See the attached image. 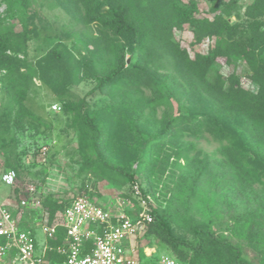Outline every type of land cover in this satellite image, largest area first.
<instances>
[{
  "label": "trees",
  "instance_id": "1",
  "mask_svg": "<svg viewBox=\"0 0 264 264\" xmlns=\"http://www.w3.org/2000/svg\"><path fill=\"white\" fill-rule=\"evenodd\" d=\"M9 1L16 8L28 2ZM51 6L62 8L83 28L65 32L69 42L60 39L34 61L19 54L26 52L36 28L25 23L0 26V70L6 71L20 118L36 117L24 100L39 79L70 115L85 166L121 187L142 185L136 176L138 165L153 166L152 157L182 134L210 136L223 144L227 162L244 179L264 183V0L247 5L244 23L239 0L212 7V18L200 14L196 0H51ZM233 16L238 21L232 22ZM186 28L193 33V46L213 41L207 52L192 56L182 46L175 32ZM220 60L233 67L227 75ZM238 60L247 64L256 91L242 85ZM85 80L95 84L91 93L100 91L111 101L92 108L85 98L69 100L72 86ZM192 149L194 145L179 147L166 157L186 158L193 184L198 185L209 173V156L204 153L201 158L198 150L190 158ZM15 192L19 194L17 188ZM43 202L50 221L66 204L53 196ZM151 212L149 231H159L173 246L193 247L176 234L165 214L155 208ZM193 233L198 239L195 248H204L209 238L231 249L233 262L250 264L238 245L208 225L195 226Z\"/></svg>",
  "mask_w": 264,
  "mask_h": 264
},
{
  "label": "rangeland",
  "instance_id": "2",
  "mask_svg": "<svg viewBox=\"0 0 264 264\" xmlns=\"http://www.w3.org/2000/svg\"><path fill=\"white\" fill-rule=\"evenodd\" d=\"M189 1V0H185ZM200 14L213 17L212 7H222L228 0H196ZM253 0H239L242 19L243 11ZM10 1L0 0V26L24 23L36 28L30 35L25 53L21 58L34 61L45 54L60 39H66L65 32L81 30L69 15L59 7H52L51 0H28L24 7H10ZM232 22L238 21L233 16ZM176 38L194 56L196 51L207 52L213 44L210 39L192 45L193 33L189 28L176 30ZM242 85L256 91L257 86L249 78V69L243 60L236 62ZM219 67L227 75L233 67L220 60ZM95 84L89 80L72 86L71 101L82 98L92 108L109 103L110 97L100 91L91 90ZM149 94V91H147ZM25 105L36 117H19L18 103L13 100L6 71L0 70V177L7 169H16L14 186H5L0 179V202H17L19 196L33 184L39 196L57 198L65 204L91 184L94 196L101 205L124 207L131 210L137 199L132 185L119 186L90 167L85 166V153L79 146L78 132L70 126V115L63 109L55 111L54 104L63 105L60 98L39 79H35L26 94ZM159 110V115L162 113ZM189 151L192 158L201 150L209 156V173L198 184L187 169V159L179 161L174 156L167 160V154H174L179 147ZM223 144L210 136L193 137L182 134L173 144L164 147L152 157L151 167L138 165L136 176L142 183L150 206L160 215L165 214L172 229L183 239L193 244L173 246L166 242L155 229L144 231L140 244L142 264H158L161 256H169L178 263L190 264H237L233 262L232 250L206 238L204 248H195L198 239L193 228L208 225L221 238L238 245L250 264H264V183L244 179L229 163L223 153ZM19 190V194L15 192ZM131 194V197H126ZM42 239L41 232H37ZM144 248L154 249L151 258H146Z\"/></svg>",
  "mask_w": 264,
  "mask_h": 264
},
{
  "label": "built area",
  "instance_id": "3",
  "mask_svg": "<svg viewBox=\"0 0 264 264\" xmlns=\"http://www.w3.org/2000/svg\"><path fill=\"white\" fill-rule=\"evenodd\" d=\"M52 108L60 111L62 106ZM5 186H14L17 171L1 174ZM17 202H0V264H142L140 244L153 222L149 197L139 183L132 184L137 199L131 210L101 205L91 184L67 202L57 217L49 213L37 188L30 184ZM37 232L43 238L38 239ZM146 258L154 249L144 248ZM158 264L178 263L161 256Z\"/></svg>",
  "mask_w": 264,
  "mask_h": 264
}]
</instances>
